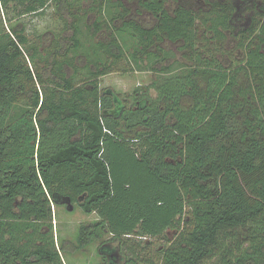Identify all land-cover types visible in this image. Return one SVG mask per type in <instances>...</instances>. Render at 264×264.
Listing matches in <instances>:
<instances>
[{
  "label": "trees",
  "instance_id": "1",
  "mask_svg": "<svg viewBox=\"0 0 264 264\" xmlns=\"http://www.w3.org/2000/svg\"><path fill=\"white\" fill-rule=\"evenodd\" d=\"M51 1L0 0L15 11L0 30V264H65L53 205L69 200L100 218L75 249L106 227L125 264L147 238L167 240L160 264H264V0H129L152 26L124 0H56L64 27L31 41L13 20ZM231 39L246 51L236 63ZM133 71L161 76L132 94L101 88ZM121 245L100 247L107 264Z\"/></svg>",
  "mask_w": 264,
  "mask_h": 264
},
{
  "label": "rangeland",
  "instance_id": "2",
  "mask_svg": "<svg viewBox=\"0 0 264 264\" xmlns=\"http://www.w3.org/2000/svg\"><path fill=\"white\" fill-rule=\"evenodd\" d=\"M125 3L131 8V16L142 23L144 26L154 25L156 19L148 11H143L140 9L137 3L130 2L129 0H124ZM176 5L175 0H168L167 6L170 9ZM13 4H10L9 11L3 9L0 6V30L7 29L11 26L9 19L10 16H14L15 11L12 9ZM62 12L65 17L71 20V15L68 12L67 7H62ZM91 21L93 22L95 17L91 16ZM13 23H22L26 27V32L29 35L31 41L43 42L42 36L45 35V42L49 44L51 41L50 32H58L64 27V21L61 18L60 13L57 12V2L52 0L50 5L46 9L45 14H30L22 17L15 18ZM118 24L121 21H117ZM72 31L69 29L67 35L70 36ZM105 38L106 33H100L97 37ZM69 41H64V46L68 45ZM179 44H174L169 41L163 43V47L166 49H172L175 51L177 59H182V52L178 50ZM226 50L231 54V58L236 63L237 60H243L246 58V51L244 49H237L236 42L234 40L228 41L226 44ZM225 52V54H227ZM222 60L226 64H230L231 58L225 56L224 54L220 55ZM238 58V59H237ZM237 59V60H235ZM172 61V59H170ZM82 64V61L80 60ZM232 63V62H231ZM43 65V64H42ZM46 75H50V70H44ZM161 76L160 73L154 71H133V72H113L107 74L101 78V88H113L118 92L126 94H132L136 87H147L152 81ZM152 96L156 97L158 93L155 90H151ZM133 103V100L130 99ZM17 129H22V124L16 125ZM54 207V236L55 242L58 249H61V255L65 264H107L108 260L103 257V253L100 252V247L104 244H111L113 247H118L120 244L119 241L113 239L112 234L108 232L106 227H103L101 230L100 241L94 242L85 249H75L74 244L77 240L79 229L82 224L99 221L100 218L97 213L87 214L83 209L77 204L74 205V208L71 210L68 206L60 204L53 205ZM22 233L24 235L23 227ZM31 231V230H29ZM169 237H173L176 233L175 230L169 229L167 231ZM21 237V236H20ZM22 239V237H21ZM125 240L129 245L135 246L139 242V238L132 236ZM141 245L138 247L140 250V260L139 264H160L159 255L160 251L166 246L167 240L163 238H147L141 241ZM63 246L66 249H63ZM119 250V249H118ZM121 253L117 255L115 262L118 264H125L126 254L128 253L126 247L121 245ZM111 264V263H110ZM202 264H221V253L211 259H207Z\"/></svg>",
  "mask_w": 264,
  "mask_h": 264
},
{
  "label": "water",
  "instance_id": "3",
  "mask_svg": "<svg viewBox=\"0 0 264 264\" xmlns=\"http://www.w3.org/2000/svg\"><path fill=\"white\" fill-rule=\"evenodd\" d=\"M71 210L74 208V204H71V201L69 200V206H68Z\"/></svg>",
  "mask_w": 264,
  "mask_h": 264
},
{
  "label": "flooded vegetation",
  "instance_id": "4",
  "mask_svg": "<svg viewBox=\"0 0 264 264\" xmlns=\"http://www.w3.org/2000/svg\"><path fill=\"white\" fill-rule=\"evenodd\" d=\"M144 11V10H143ZM145 11H147V10H145ZM148 12H150V11H148ZM151 13V12H150ZM131 14H132V12H131ZM152 14V13H151ZM153 15V14H152ZM155 17V16H154ZM133 18V17H132ZM77 61L79 62V59H77ZM67 206H69V205H67ZM118 254V253H117Z\"/></svg>",
  "mask_w": 264,
  "mask_h": 264
},
{
  "label": "crops",
  "instance_id": "5",
  "mask_svg": "<svg viewBox=\"0 0 264 264\" xmlns=\"http://www.w3.org/2000/svg\"><path fill=\"white\" fill-rule=\"evenodd\" d=\"M113 73V72H112Z\"/></svg>",
  "mask_w": 264,
  "mask_h": 264
}]
</instances>
